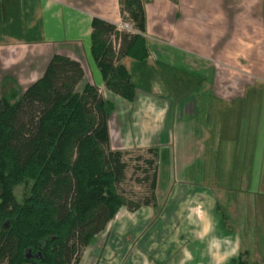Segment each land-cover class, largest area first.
Segmentation results:
<instances>
[{"label":"rangeland","instance_id":"1","mask_svg":"<svg viewBox=\"0 0 264 264\" xmlns=\"http://www.w3.org/2000/svg\"><path fill=\"white\" fill-rule=\"evenodd\" d=\"M235 5L236 61L226 76L220 71L218 96L205 84L204 72L155 64L162 94L183 99L197 91L190 100L195 109L186 120H173L170 143L159 146L164 154L154 159L155 200L149 188L153 169L145 162L152 157L143 154L148 141L121 148L130 152L119 190L141 207L122 206L79 249L78 264H228L245 250L250 261L264 264V0ZM22 186L13 189L18 201Z\"/></svg>","mask_w":264,"mask_h":264},{"label":"trees","instance_id":"2","mask_svg":"<svg viewBox=\"0 0 264 264\" xmlns=\"http://www.w3.org/2000/svg\"><path fill=\"white\" fill-rule=\"evenodd\" d=\"M146 1L119 0L121 15L127 13L136 33L117 31L98 17L91 21L90 53L103 84L130 102L137 91L125 59L149 57ZM83 74L79 61L53 54L24 91L0 97V264H78L79 249L122 206L141 207L119 190L130 151L110 147L108 118L114 104L95 84H81ZM143 154L152 157L145 162L153 169L149 188L155 200L158 147H147ZM21 184L18 201L13 189ZM248 255L239 252L228 264H256Z\"/></svg>","mask_w":264,"mask_h":264},{"label":"crops","instance_id":"3","mask_svg":"<svg viewBox=\"0 0 264 264\" xmlns=\"http://www.w3.org/2000/svg\"><path fill=\"white\" fill-rule=\"evenodd\" d=\"M235 4L236 0L144 2L149 57L143 61L125 59L137 91L130 102L104 86L90 53L92 18L116 22L121 16L119 0H0V97L9 91H24L43 74L53 54H62L79 61L83 81L95 84L113 102L108 118L112 149L142 140L148 141L146 147H161L171 141L173 120L190 117V110L195 109L190 100L198 93L191 90L183 99H176L172 92L170 97L162 94L155 80V64L167 61L204 72L205 84L217 95L220 71L226 76L227 68L236 61ZM239 24L249 28L246 22ZM160 147L158 156L163 157ZM184 154L181 156L187 157ZM260 182L264 189V168Z\"/></svg>","mask_w":264,"mask_h":264},{"label":"built area","instance_id":"4","mask_svg":"<svg viewBox=\"0 0 264 264\" xmlns=\"http://www.w3.org/2000/svg\"><path fill=\"white\" fill-rule=\"evenodd\" d=\"M113 24L117 31H122V32H127V33L137 32L133 22H131L128 19L127 13H124L123 15H121L120 18ZM112 41H113V46L116 48L118 45L114 40V35H112Z\"/></svg>","mask_w":264,"mask_h":264}]
</instances>
